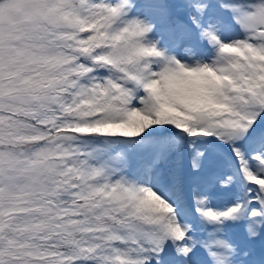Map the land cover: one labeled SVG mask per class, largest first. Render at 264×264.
<instances>
[{
    "label": "snow or ice",
    "instance_id": "obj_1",
    "mask_svg": "<svg viewBox=\"0 0 264 264\" xmlns=\"http://www.w3.org/2000/svg\"><path fill=\"white\" fill-rule=\"evenodd\" d=\"M0 264H264V0H0Z\"/></svg>",
    "mask_w": 264,
    "mask_h": 264
}]
</instances>
